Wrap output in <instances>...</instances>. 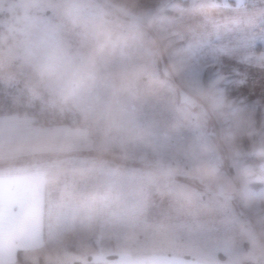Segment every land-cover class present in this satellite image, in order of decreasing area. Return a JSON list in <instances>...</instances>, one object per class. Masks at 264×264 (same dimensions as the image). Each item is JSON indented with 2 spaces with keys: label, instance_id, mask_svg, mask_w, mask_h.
I'll return each instance as SVG.
<instances>
[{
  "label": "rangeland",
  "instance_id": "1",
  "mask_svg": "<svg viewBox=\"0 0 264 264\" xmlns=\"http://www.w3.org/2000/svg\"><path fill=\"white\" fill-rule=\"evenodd\" d=\"M73 4H79L84 16L92 20L86 30L79 26L67 28L52 19L59 14L72 18L69 9ZM128 9L130 12L125 14L124 10ZM46 10L50 14H44ZM0 11L9 14L0 16V45L18 50L14 55H22L28 64L40 70L57 96L73 104L83 119L91 123V126L87 123L88 127L78 126L68 134L72 137L68 139L70 144L73 142L75 151L82 154L79 158L90 157L91 166L100 171L96 178L100 176L101 185L107 186L101 189L99 185L98 193L94 186L85 190L92 197L105 194L106 203L118 201L103 207L104 212L98 205L100 208L79 209L80 212L76 209L66 217L59 216L62 219L57 225L52 223L51 233L54 229L62 232L68 226L78 235L92 232L88 242L91 255L79 253L71 259L61 256L54 264H198L205 253L215 254L224 261L223 244L234 229L225 225L223 217L250 219L239 197L220 216L209 217L198 208H185L162 196L142 179L143 161L153 153L137 139V130L151 126L156 142L168 145L163 154L188 167L190 161L171 146L200 133L217 140L225 125L205 110L182 112L179 91L170 88L154 92L146 79L125 89L114 79L119 69L147 65L170 86L182 85L192 78L214 82L251 116V136L244 139L249 153L247 162L255 168L264 166V159L253 158L254 149L264 142V70L244 67L245 82L229 79L212 61L199 55L194 46L205 22L220 14L215 0H0ZM145 15L160 17V24L146 28ZM161 35L166 40L160 41ZM56 40L65 51L53 61L48 54ZM154 40L162 49L159 54L150 43ZM102 43L105 50L95 57L90 74L87 63L93 50ZM172 63L180 71L168 75ZM10 114L37 123L31 116ZM173 124L178 125L175 131L170 130ZM60 146H64L63 142ZM115 164L123 169L122 185L116 179L111 184L108 181L111 174L107 169ZM224 171L229 177L233 175L227 163ZM69 172H58L54 180L67 183ZM114 174L119 176V172ZM110 186L115 189L112 194ZM249 187L251 191L264 190V176ZM56 188L60 189L59 185ZM105 216H108L106 221ZM99 229L106 230L107 240L116 239L115 258L107 259L99 254L96 237ZM241 247L247 249L248 243L241 241Z\"/></svg>",
  "mask_w": 264,
  "mask_h": 264
},
{
  "label": "clouds",
  "instance_id": "2",
  "mask_svg": "<svg viewBox=\"0 0 264 264\" xmlns=\"http://www.w3.org/2000/svg\"><path fill=\"white\" fill-rule=\"evenodd\" d=\"M124 11L128 14L130 9ZM69 15L74 27L79 26L86 30L92 23L91 19L84 16L83 8L79 4L70 7ZM144 20L146 28L157 27L161 22V18L156 15H145ZM164 40L166 36L161 35L160 41ZM150 43L153 51L159 54L162 49L157 41ZM105 47L102 43L93 50L87 63L90 74L95 57L101 54ZM64 51L62 43L59 40L54 41L50 45L49 59L58 60ZM179 71L178 65L172 63L167 74L173 75ZM114 79L119 87L125 89L146 79L148 87L154 92L170 88L179 91L182 112L205 110L212 118L225 125L217 140L209 139L200 133L186 142L171 146L176 153L190 161L188 167L163 154L168 145L156 142L151 126L139 127L137 139L153 153L152 158L143 161L142 179L175 204L185 208H198L209 217L220 216L222 211L239 197L241 206L250 214V219L223 217L225 225L234 229L226 236L223 244L226 259L220 261L215 254L205 253L198 264H264V190L251 191L249 187L255 180L264 176V166L255 168L249 164V153L244 146V139L251 136V116L212 81L192 78L182 85L170 86L167 80L161 79L147 65L119 69L114 73ZM177 128V124L170 126L171 131ZM253 154L264 159V142L254 149ZM225 163L233 169L231 177L224 171ZM241 241L248 243L247 249L241 247Z\"/></svg>",
  "mask_w": 264,
  "mask_h": 264
},
{
  "label": "crops",
  "instance_id": "3",
  "mask_svg": "<svg viewBox=\"0 0 264 264\" xmlns=\"http://www.w3.org/2000/svg\"><path fill=\"white\" fill-rule=\"evenodd\" d=\"M74 128L67 124L40 125L24 116L0 114V264H54L61 256L91 255L88 242L92 232L78 235L68 226L51 233L52 223L57 225L71 211L102 207L104 212L103 207L118 202L106 203L105 194L94 198L85 190L94 186L98 193L99 187L107 186L101 185L100 176L96 178L100 171L91 166L90 157L79 158L82 154L75 151L73 142L70 144L68 134ZM62 142L64 146H60ZM62 170L70 171L64 184L54 180ZM107 171L110 184L116 179L122 185V167L115 164ZM109 189L110 194L115 190ZM107 219L105 216L104 221ZM96 237L99 254L115 258L116 239L113 242L109 237L108 241L106 230L100 229Z\"/></svg>",
  "mask_w": 264,
  "mask_h": 264
},
{
  "label": "snow or ice",
  "instance_id": "4",
  "mask_svg": "<svg viewBox=\"0 0 264 264\" xmlns=\"http://www.w3.org/2000/svg\"><path fill=\"white\" fill-rule=\"evenodd\" d=\"M215 6L220 14L205 22L195 49L229 79L245 82L244 67L264 70V0H215Z\"/></svg>",
  "mask_w": 264,
  "mask_h": 264
},
{
  "label": "trees",
  "instance_id": "5",
  "mask_svg": "<svg viewBox=\"0 0 264 264\" xmlns=\"http://www.w3.org/2000/svg\"><path fill=\"white\" fill-rule=\"evenodd\" d=\"M44 14L50 12L46 10ZM6 15H9L8 12L0 11V16ZM52 19L62 22L67 28L74 27L68 15L59 14ZM17 52L0 45V114L15 112L28 115L41 125L88 127V123L91 126L73 104L65 103L57 96L40 70L28 64L22 55H14ZM254 157L261 159L256 155Z\"/></svg>",
  "mask_w": 264,
  "mask_h": 264
}]
</instances>
